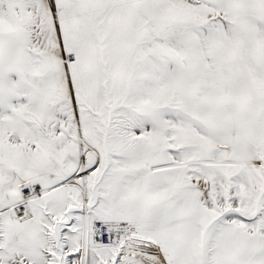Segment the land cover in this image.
<instances>
[{"label":"snow or ice","instance_id":"1","mask_svg":"<svg viewBox=\"0 0 264 264\" xmlns=\"http://www.w3.org/2000/svg\"><path fill=\"white\" fill-rule=\"evenodd\" d=\"M0 264H264V0H0Z\"/></svg>","mask_w":264,"mask_h":264}]
</instances>
